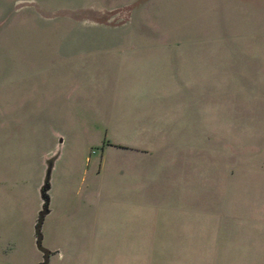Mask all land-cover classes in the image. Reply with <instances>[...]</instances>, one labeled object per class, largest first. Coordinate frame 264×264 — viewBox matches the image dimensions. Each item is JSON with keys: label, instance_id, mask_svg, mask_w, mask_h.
I'll use <instances>...</instances> for the list:
<instances>
[{"label": "rangeland", "instance_id": "374dc122", "mask_svg": "<svg viewBox=\"0 0 264 264\" xmlns=\"http://www.w3.org/2000/svg\"><path fill=\"white\" fill-rule=\"evenodd\" d=\"M129 41L189 54L138 74L110 48ZM146 90L153 121L117 120ZM143 135L150 157L140 143L102 150ZM101 153L118 157L93 191ZM69 163L80 172L61 202L100 205L83 240L45 230L52 173ZM146 163L140 184L129 170ZM44 204L47 264H264V0H0V264L44 260Z\"/></svg>", "mask_w": 264, "mask_h": 264}, {"label": "crops", "instance_id": "0c3cea01", "mask_svg": "<svg viewBox=\"0 0 264 264\" xmlns=\"http://www.w3.org/2000/svg\"><path fill=\"white\" fill-rule=\"evenodd\" d=\"M187 45L186 42H117L116 46L110 47L111 49L117 50L119 56L122 54H126L128 56H131L135 60H138V63H134L130 70L133 72H136L138 74H150L152 72H155L157 70L156 66L154 65L151 67V65H148V63H139L144 60H148L153 57H177V58H184L189 54V51H186L188 47H185ZM169 72L172 74L175 69L168 68ZM183 69V68H182ZM181 67L177 68L178 73L182 71ZM185 73L186 70H184ZM146 91H142V93H139V96L137 99H133V106H129L128 108H121L118 111V117L117 120H124V121H133V120H141V121H153L154 115L156 114L155 102L150 101L149 99L151 97H157L159 94L158 92H152L147 95L149 99L146 100L141 99V96H146ZM158 103V102H157ZM156 103V104H157ZM153 106V108L151 107ZM177 116L181 117L184 116L185 120L187 121V125H190V117H189V100L186 98L184 102V108L183 110H179L176 112ZM172 112H170V116H172ZM153 116V118H151ZM141 129L144 131H151L153 127H150L147 125V123H143L142 126H140ZM153 132H148V134H151ZM145 135L142 136L141 141H134L136 139H122V140H112L110 139L109 142L102 141V150H104L105 146L107 145H114L111 142L120 144V145H131V144H143L147 146V153L145 155L151 156L156 151V142L153 141V139H147L144 141ZM149 136V135H147ZM159 140V139H154ZM160 140H167L165 138H160ZM166 152V150H165ZM117 158V154L113 155H106L105 153H101L94 163V168L96 169L93 171L92 176L89 180V186L93 187V191L96 190L97 185H100V177H101V168L105 163H107L110 160H113L112 158ZM87 161L90 164V155L86 156ZM85 160V159H83ZM137 167L134 171L133 169L129 170L130 173L135 175L136 178H140L138 183L143 184V175L145 174L147 176L148 174V165L146 163L145 167L142 166ZM80 165H73L72 163L67 164L66 166H63L61 171H56L55 173H52L51 176V187H52V199L49 205V211L46 214L45 217V230L46 232H68V234L71 235L72 239L75 240H83L86 238V236L83 234V229L79 228L80 225L83 224H90L94 225L97 222V219H95L94 214L96 210L100 207L99 204H87L84 201H79L77 198L76 201L67 199L64 202H61L60 198L62 197L61 191L63 193L69 195V193L74 189L75 183L77 181V176L80 168ZM114 170H118L117 172L122 173L123 171H126L120 167H114ZM111 169V168H110ZM53 172V170H52ZM99 189V188H98ZM78 191V189H77ZM65 200V198H64ZM61 202V203H60ZM86 210H88V220L85 223L86 219ZM142 218H130V219H124L121 220L122 222H140ZM121 222V223H122ZM49 233V234H50ZM95 233H90L88 236L89 239H95ZM53 246V245H51ZM57 251L58 249L53 246Z\"/></svg>", "mask_w": 264, "mask_h": 264}, {"label": "water", "instance_id": "95a60500", "mask_svg": "<svg viewBox=\"0 0 264 264\" xmlns=\"http://www.w3.org/2000/svg\"><path fill=\"white\" fill-rule=\"evenodd\" d=\"M49 171L50 170L48 169L46 177H45V182L43 185L44 188H46L49 185V182H48ZM44 196L47 199V195L44 194ZM46 212H47V204H44L43 208L39 211V216H38L37 222L35 224L36 245L40 250H42L44 252V260L41 262H38L37 264H47L48 263V256L50 253V250L42 244L41 226H42V222H43L44 215Z\"/></svg>", "mask_w": 264, "mask_h": 264}]
</instances>
